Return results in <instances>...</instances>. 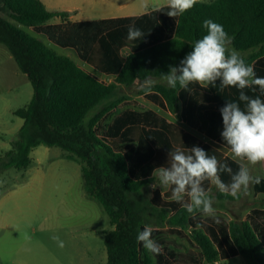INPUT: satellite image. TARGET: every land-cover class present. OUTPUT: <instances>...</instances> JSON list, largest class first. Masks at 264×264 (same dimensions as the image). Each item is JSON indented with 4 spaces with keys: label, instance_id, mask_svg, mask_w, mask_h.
Here are the masks:
<instances>
[{
    "label": "trees",
    "instance_id": "obj_1",
    "mask_svg": "<svg viewBox=\"0 0 264 264\" xmlns=\"http://www.w3.org/2000/svg\"><path fill=\"white\" fill-rule=\"evenodd\" d=\"M160 9L120 19L121 26L107 31L99 39L96 50L88 54L85 49L81 54L89 65L96 69L109 68L114 74L113 80L104 84L26 31L33 28L58 45L75 46L73 36L64 41L49 27H42L54 18H65L67 12L48 11L41 0H0V45L32 87L28 104L15 111L23 123L10 142V149L0 155V170H27L31 165L30 152L40 145L57 147L64 152V158L78 163L85 195L100 204L113 227L104 233L105 264H151L146 250L137 241V234L145 225L185 230L193 227L192 217L196 212L189 214L182 206L177 208L176 204L165 201L157 189L152 196L144 191L153 180L154 148L168 154L178 148L188 152L185 133L170 125L156 131L133 124L123 130L112 126L108 137L103 138L96 134V125L121 99L102 104L84 123L89 111L117 89L162 79L170 66H179L194 43L207 34L203 28L206 19L223 26L231 37L229 46L235 51L254 50L242 58L246 64L264 56V0L197 1L190 10L175 18L167 15V7ZM130 25L150 28L162 39L151 42L144 33L141 40L130 41L127 39ZM126 45L131 50L120 59L119 51ZM255 72L264 77V70ZM218 90L217 84V93ZM180 91L178 84L171 88L167 83H153L150 90L141 87L137 93L157 95L172 113L178 109ZM234 92L239 95V90ZM245 93L252 98L264 97L258 87L246 88ZM232 101L240 103L242 109L245 107V102L239 99ZM197 120L210 125L209 135L212 131L218 135L223 130L221 113H198ZM201 148L231 167L233 173L238 171L239 165L222 158L217 150L208 145ZM221 179L231 182L226 172L221 173ZM255 190L264 193L263 179ZM227 236L232 252L240 255L245 264H264V232L255 231L249 222L236 218L229 222ZM191 238L207 263L218 260V250L200 229L194 228Z\"/></svg>",
    "mask_w": 264,
    "mask_h": 264
},
{
    "label": "rangeland",
    "instance_id": "obj_2",
    "mask_svg": "<svg viewBox=\"0 0 264 264\" xmlns=\"http://www.w3.org/2000/svg\"><path fill=\"white\" fill-rule=\"evenodd\" d=\"M49 24L51 27L55 25L52 22ZM117 26L119 24L111 27ZM140 29L151 42L162 39L150 28L141 25ZM26 31L37 33L33 29ZM99 35L101 33L97 38ZM39 37L56 54L78 61L74 50L61 48L42 35ZM228 47L230 51L233 50ZM127 51V48L122 49L121 56ZM253 51L236 52L241 58H247ZM255 64L264 65V59L258 58ZM21 74L14 75L0 69V155L10 149V142L16 138L22 125V120L12 112L26 105L32 97V87ZM152 82L167 83L163 79ZM141 87L142 84L136 82L129 89H117L112 96L89 111L84 123L97 111L98 106L120 98L109 117L101 118L96 125L95 132L99 137H108L112 120L124 127L128 124V116L131 122L151 129L156 127L155 118L158 117L188 131L194 146L208 143L224 151L217 143L206 139L204 129L197 124L192 122L188 127L176 123L186 108L193 112L203 108L202 95L205 96L208 87L212 86L194 87L189 84L187 89L181 90L178 109L172 113L152 93L138 94ZM219 105L222 106V102L215 107L219 108ZM210 107L215 108L213 105ZM63 156L64 152L57 147L40 145L30 152L31 165L27 170H0V264H105L104 233L113 227L100 204L85 195L79 164ZM168 159L167 152L154 148L153 162L156 168L167 166ZM243 163L249 167L252 176L264 178L261 162L256 165L247 161ZM154 183L157 187L151 188L149 185ZM151 184L144 189L148 196H152L153 190L157 189L165 201L176 204L177 208L181 206L171 199V187L160 186L154 178ZM203 186L214 199L215 217L196 212L192 217L193 227L185 230L152 226V238L161 246V251L154 254L144 248L151 264H209L191 238L194 228L207 235L218 250V260L213 264H245L244 259L229 247L228 224L236 218L245 219L255 231L263 230L264 197L255 190L254 184L250 185L248 194L241 192L235 198L221 193L209 181H205ZM185 202H188L187 197ZM53 237H59L63 247Z\"/></svg>",
    "mask_w": 264,
    "mask_h": 264
},
{
    "label": "clouds",
    "instance_id": "obj_3",
    "mask_svg": "<svg viewBox=\"0 0 264 264\" xmlns=\"http://www.w3.org/2000/svg\"><path fill=\"white\" fill-rule=\"evenodd\" d=\"M196 3L197 0H167V15L175 18L190 10ZM203 28L207 30V34L194 43L179 66H170L162 79L171 88H176L178 84L180 88L187 89L191 83L202 87L215 85L217 79L221 81L222 87L237 88L238 99L245 102V107L242 109L240 103L228 101L220 109L223 121L221 137L229 146L233 160L256 165L264 161V100L250 97L244 89L254 90L258 87L264 93V77L257 76L254 67L246 64L234 49L229 50L231 37L222 25L206 19L203 21ZM144 35L135 25L128 27V40H141ZM152 86L153 82L146 80L142 89L150 90ZM223 172L230 175V183L221 179ZM152 178L159 181L160 186L171 187V199L181 204L189 214L201 212L209 217H215L214 199L204 188L205 181L215 185L221 193L234 198L241 192L248 194L251 184L261 182V177L252 176L245 163H240L238 171L233 173L231 167L221 163L215 156H209L199 146L188 148V152L179 148L171 151L167 166L155 168ZM149 186L156 188L157 184ZM185 197L188 202H185ZM53 239L63 247V241L59 237ZM137 241L151 253L159 254L161 251V246L152 238V229L148 225L137 234Z\"/></svg>",
    "mask_w": 264,
    "mask_h": 264
},
{
    "label": "crops",
    "instance_id": "obj_4",
    "mask_svg": "<svg viewBox=\"0 0 264 264\" xmlns=\"http://www.w3.org/2000/svg\"><path fill=\"white\" fill-rule=\"evenodd\" d=\"M200 2H210L209 0H197ZM212 1V0H211ZM42 4L48 11H61V12H67V16L63 19L61 18H54L50 22L54 23L56 28H52L54 26H50L49 22L45 24L44 27H49L50 31L58 35V37H61L64 41H67L68 38L73 36L74 41L76 42L75 46H61L54 42H52L48 36L43 32H37L36 35L39 37L40 35L44 36L49 42L60 46L61 48H69L71 50H74L77 54V60L74 61L75 64L83 69L84 71L88 72L89 74L96 77L100 82L104 84H109L113 78L115 77L114 74L111 73L109 68L105 69H96L93 66L89 65L84 59L81 58V54L84 53V50H88V54H90L94 49L96 50L99 46V39L103 36H105V33L109 30L115 29L116 27H111L114 24H119L120 19L129 18V17H138L146 13H150L152 11L158 10L162 7H167V0H41ZM93 26L96 27L95 30H93ZM118 27V26H117ZM33 29V28H29ZM58 31H55L57 30ZM106 29V30H105ZM101 33V35H97ZM33 34V33H32ZM40 38V37H39ZM41 39V38H40ZM42 40V39H41ZM127 48L128 51L124 56H121V50ZM131 47L126 45L125 47L121 48L119 51V57L124 58L128 52H130ZM70 56V55H69ZM68 57V56H67ZM70 58V57H69ZM264 59V56L261 57ZM71 59V58H70ZM72 60V59H71ZM258 60L255 59L250 63L254 67V70H264L263 64H255V62ZM83 65H80V63ZM0 69H6L7 71L11 72L14 75H18L20 73L18 67L16 66L13 58L8 53V51L0 45ZM23 77L26 78L24 74ZM102 77V78H100ZM194 87H198V84L191 83ZM217 84H218V93H217ZM221 81L217 79L215 82V85H206V86H212L208 87L205 96L202 95V100L204 101V106L202 109H197L193 112V110H190V108H186L184 112H182V115L178 118L176 123L178 125H188L189 124H197V126H200L204 129V135L206 139H208L211 143H217L219 146L223 148L224 151H221L219 148L215 147L212 144L204 143L202 145H208L212 147L213 149L220 152L222 155V158H229L238 165L240 163H243V161L239 160H233L232 154L230 151L229 146L224 143L221 132L216 135V132L212 131L215 134L214 136L209 135L211 129L209 128V124L203 125L199 120H197V114H205L207 112H213L220 114V109L228 102L232 101V99H238L239 95L234 92L235 90H238L235 87H222ZM182 90V88H181ZM245 91V89H244ZM181 92V91H180ZM256 92V91H254ZM153 94V93H152ZM154 96L158 98L157 95L153 94ZM180 95V93H179ZM210 95V96H209ZM160 100V99H159ZM262 100H264V97H262ZM162 102V101H161ZM179 102V101H178ZM222 106L219 105V108H216L217 103H221ZM28 104V103H27ZM26 104V105H27ZM163 104V102H162ZM26 105H24L21 108H18L14 110L12 113L15 115V111L19 109H23ZM102 105V104H101ZM98 106L99 107H101ZM164 105V104H163ZM209 105V106H208ZM210 105H213L215 108L212 109ZM165 106V105H164ZM166 108V107H165ZM113 110V109H112ZM106 113L102 118L109 117L110 112ZM16 116V115H15ZM18 117V116H16ZM20 118V117H18ZM128 118V124L124 125V127H121V125H118L114 122V120L111 121V125L109 126L108 130L112 126L119 127L121 130L124 128L130 126V125H138L140 127H143L145 129L149 130H160V127H164L166 125H170L178 130H181L183 133H185L188 136V148H191L194 146L193 144V138L192 136L186 131L185 129H182L178 126H175L173 124L164 122L161 118H155L156 119V127L155 128H148L145 126H142L140 124L131 122L132 119L127 116ZM185 118V119H184ZM21 119V118H20ZM22 120V119H21ZM189 122V123H188ZM23 123V120H22ZM191 124V125H192ZM21 127V126H20ZM200 145L199 147H201ZM164 151V150H163ZM225 152V153H224ZM63 155V154H62ZM64 157V156H63ZM263 168H264V161L261 162ZM156 168V167H155ZM264 180V178H261ZM257 184H254V188ZM258 192V191H257ZM261 196L264 197V193L258 192ZM242 221H246L245 219H240ZM248 222V221H247ZM264 232L263 230H258V232Z\"/></svg>",
    "mask_w": 264,
    "mask_h": 264
}]
</instances>
